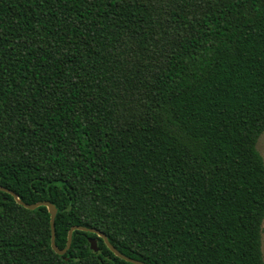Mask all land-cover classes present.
Masks as SVG:
<instances>
[{
	"label": "trees",
	"instance_id": "obj_1",
	"mask_svg": "<svg viewBox=\"0 0 264 264\" xmlns=\"http://www.w3.org/2000/svg\"><path fill=\"white\" fill-rule=\"evenodd\" d=\"M263 133L264 0H0V185L60 249L264 264ZM0 264L135 263L0 190Z\"/></svg>",
	"mask_w": 264,
	"mask_h": 264
},
{
	"label": "water",
	"instance_id": "obj_2",
	"mask_svg": "<svg viewBox=\"0 0 264 264\" xmlns=\"http://www.w3.org/2000/svg\"><path fill=\"white\" fill-rule=\"evenodd\" d=\"M0 190H4V191H7L9 193H11L14 198L19 202L21 203L22 205H24L25 207L29 208V209H36L37 207L39 206H46L48 207V210L51 214V226H52V247L53 249L61 254V255H64L68 249L71 247V243H72V239H73V232L75 229H82V230H86V231H89V232H92V233H96L98 236L102 237L107 246L118 256H121L123 257L124 259L126 260H129V261H132L133 263L135 264H148L146 262H143L141 260H137V259H134V258H131V257H128L126 256L125 254H123L122 252H120L109 240L108 236L103 232V231H100L99 229H96V228H87V227H83V226H73L70 231H69V235H68V244H67V247L64 248V249H60L57 244H56V230H55V222H56V215H57V212H58V208L56 207V205L54 203H52L51 201H42V202H37V203H33V204H29V203H26L24 201H22L20 199V197L18 196V194L16 192H14L13 190L11 189H8L4 186H1L0 185ZM89 241L91 243V248L95 251H98L99 250V246H98V240L97 238L95 237H90L89 238Z\"/></svg>",
	"mask_w": 264,
	"mask_h": 264
},
{
	"label": "rangeland",
	"instance_id": "obj_3",
	"mask_svg": "<svg viewBox=\"0 0 264 264\" xmlns=\"http://www.w3.org/2000/svg\"><path fill=\"white\" fill-rule=\"evenodd\" d=\"M257 146H258L259 151L264 157V133L261 135ZM262 249H263V254H264V224H263V235H262Z\"/></svg>",
	"mask_w": 264,
	"mask_h": 264
},
{
	"label": "snow or ice",
	"instance_id": "obj_4",
	"mask_svg": "<svg viewBox=\"0 0 264 264\" xmlns=\"http://www.w3.org/2000/svg\"><path fill=\"white\" fill-rule=\"evenodd\" d=\"M121 2V0H113L114 4H119Z\"/></svg>",
	"mask_w": 264,
	"mask_h": 264
}]
</instances>
